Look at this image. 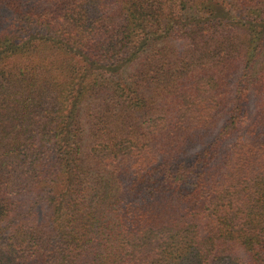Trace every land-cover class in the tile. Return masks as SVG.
I'll return each mask as SVG.
<instances>
[{"label":"trees","instance_id":"1","mask_svg":"<svg viewBox=\"0 0 264 264\" xmlns=\"http://www.w3.org/2000/svg\"><path fill=\"white\" fill-rule=\"evenodd\" d=\"M0 264H264V0H0Z\"/></svg>","mask_w":264,"mask_h":264}]
</instances>
